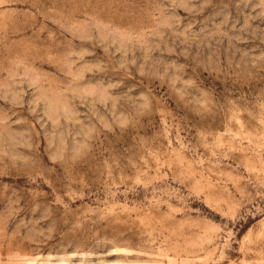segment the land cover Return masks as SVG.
Segmentation results:
<instances>
[{
	"label": "rangeland",
	"instance_id": "374dc122",
	"mask_svg": "<svg viewBox=\"0 0 264 264\" xmlns=\"http://www.w3.org/2000/svg\"><path fill=\"white\" fill-rule=\"evenodd\" d=\"M0 264H264V0H0Z\"/></svg>",
	"mask_w": 264,
	"mask_h": 264
},
{
	"label": "bare ground",
	"instance_id": "6f19581e",
	"mask_svg": "<svg viewBox=\"0 0 264 264\" xmlns=\"http://www.w3.org/2000/svg\"><path fill=\"white\" fill-rule=\"evenodd\" d=\"M62 261V260H61Z\"/></svg>",
	"mask_w": 264,
	"mask_h": 264
}]
</instances>
